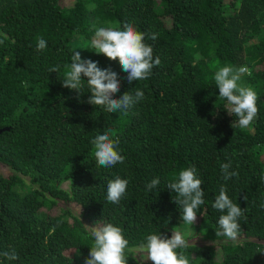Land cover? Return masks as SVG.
Here are the masks:
<instances>
[{"label":"trees","instance_id":"16d2710c","mask_svg":"<svg viewBox=\"0 0 264 264\" xmlns=\"http://www.w3.org/2000/svg\"><path fill=\"white\" fill-rule=\"evenodd\" d=\"M125 22L157 35L145 42L161 61L131 84L118 58L91 47L96 27ZM38 37L47 42L43 51ZM75 50L118 73L114 98L140 89L144 99L109 113L88 103L85 80L80 93L63 87ZM229 64L251 73L239 82L257 94L248 128L232 127L236 118L215 86V71ZM56 65L59 72H50ZM104 131L119 140L124 163L97 165L91 141ZM223 163L238 176L225 181ZM0 165L12 172L0 173V253L18 256L0 255V264H84L96 223L122 228L127 264H152L139 252L144 237L171 238L185 225L186 238L214 242L178 249L189 264H264V0H0ZM189 166L204 191L192 226L167 189ZM116 176L129 181L118 205L106 198ZM221 186L244 211L240 240L215 235Z\"/></svg>","mask_w":264,"mask_h":264},{"label":"clouds","instance_id":"9594fccd","mask_svg":"<svg viewBox=\"0 0 264 264\" xmlns=\"http://www.w3.org/2000/svg\"><path fill=\"white\" fill-rule=\"evenodd\" d=\"M146 36L152 40L157 38L155 33L146 34L137 31L134 25L128 22L122 26L108 23L107 26L95 28L91 47L97 54H103L110 60L115 61L118 58L121 68L127 73L126 78L131 84L133 81L147 80L153 68L161 62L158 56L154 58L152 46L145 42ZM46 47L47 42L38 37L37 51H43ZM64 68L66 71L61 79L63 87L80 93L84 87L82 80H85L91 93L88 103L102 106L109 113L127 110L144 99L145 94L140 89H137L134 94L126 92L119 99L114 98V94L120 90L118 73L110 68L101 69L98 67V62L91 59H82L80 52L76 50L71 55V63L64 65ZM59 69L60 66L56 65L49 71L58 73ZM245 74H251L246 65L237 67L230 64L218 68L214 73L219 97L227 101L225 105L227 113L236 118L232 123L233 128H248L258 112L255 90L251 86L239 83ZM91 143L94 145V156L98 166L110 168L117 163H124L125 157L118 148L119 140L111 137L108 131L98 133ZM220 168L225 181L238 176L236 171L231 170V163H223ZM128 183L127 179L120 176L109 180L107 201L118 205L126 193ZM159 183L158 178L152 179L146 187L151 191ZM201 185L202 181L198 178L195 166L180 170L167 185L170 192L177 194L173 201L182 209V221L191 226L197 219V209L204 203V191ZM212 207L221 213L217 220L218 227L215 230V235L226 237L232 241L240 240L238 238L241 231L239 221L243 217L244 211L229 198L224 186L220 187ZM88 229L92 244L84 264H127L125 250L128 248L129 242L125 239L121 227L112 223H96ZM176 229H173L171 238L160 232L146 235L144 242L139 246L143 260H150L152 264H189L184 252L177 251L187 248L189 242ZM203 242L214 243L209 240ZM73 253V249L63 251L67 257ZM0 255L9 261L18 259L15 249L5 251ZM216 256L217 260L221 259L222 249L216 248Z\"/></svg>","mask_w":264,"mask_h":264},{"label":"rangeland","instance_id":"374dc122","mask_svg":"<svg viewBox=\"0 0 264 264\" xmlns=\"http://www.w3.org/2000/svg\"><path fill=\"white\" fill-rule=\"evenodd\" d=\"M0 173H2L3 175H10L12 172L11 170L6 167V166H3V165H0ZM71 210L76 213L75 209L71 206L70 207ZM176 231H179L183 236L184 238H186L187 234H188V231H187V228H186V225L182 227L181 230H179L178 228L176 229ZM186 240L189 242V243H197V244H201V243H204L198 236H193V237H189L186 238Z\"/></svg>","mask_w":264,"mask_h":264}]
</instances>
